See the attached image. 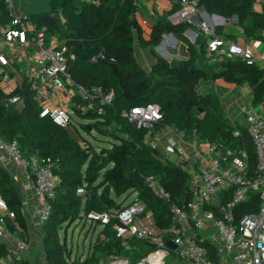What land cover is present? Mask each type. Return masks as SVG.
Returning a JSON list of instances; mask_svg holds the SVG:
<instances>
[{"label": "trees", "instance_id": "1", "mask_svg": "<svg viewBox=\"0 0 264 264\" xmlns=\"http://www.w3.org/2000/svg\"><path fill=\"white\" fill-rule=\"evenodd\" d=\"M169 1L170 10L161 14L147 31L134 18L137 0H51L49 14L28 17L37 27L46 26L47 38L55 36L65 41L68 74L75 83L86 90L99 88L105 94H113L109 105L100 106V115L95 104H89L83 114L80 107L86 103L78 96L72 99L75 103L72 113L91 122L81 124V128L95 130L111 140L110 148L96 152L79 136L73 122L70 128H61L49 118L39 117L41 105L25 79L11 91L5 90L0 80V139L15 142L25 158L37 156L54 162L55 196L49 201L51 210L41 230L42 249L48 264H100L109 256L127 253L114 230L118 225L114 216L117 202L112 194L120 198L128 192L135 193L151 213L152 225L159 231L171 226V206L190 200L188 174L172 162L163 161L158 150L145 142L146 130L137 128L125 117L133 107L148 104L159 107L161 120L156 124V131L172 126L186 139L195 132L208 142L245 149L248 172L254 173L256 160L247 131L227 117L218 94H199L196 88L200 81H222L231 86L246 84L256 106L264 103V68L239 57L209 56L207 36L198 30L195 43H191L184 32L192 23L168 20L169 15L181 9L180 0ZM256 1L195 0V3L209 15L225 19L235 15L234 24L245 37L264 43V0L260 12L254 9ZM10 21L6 4L0 0V25L7 26ZM214 30L219 36H232L224 34L220 25ZM167 34L186 45V59L168 61L155 53L154 47ZM135 38L141 48L150 49L155 59L148 74L134 58ZM75 40L84 53L94 47L102 51L104 59L91 62L78 58L72 49ZM13 96H18L20 102L5 107L4 101ZM235 130L239 131V137L233 136ZM148 177L159 181L169 194L168 202L154 194L145 182ZM78 188L85 191L84 197L77 195ZM0 200L7 210L6 229L17 239L27 241L28 229L18 187L1 166ZM257 204L258 195L250 194L236 208V216L255 212ZM80 220H88L94 230L102 229L86 256L73 260L67 248L66 232ZM131 245L135 249L148 244L133 240ZM9 254V246L0 242V256Z\"/></svg>", "mask_w": 264, "mask_h": 264}, {"label": "built area", "instance_id": "2", "mask_svg": "<svg viewBox=\"0 0 264 264\" xmlns=\"http://www.w3.org/2000/svg\"><path fill=\"white\" fill-rule=\"evenodd\" d=\"M4 2L11 21L7 26L0 25V40L17 41L21 45L31 43L34 49V69L26 78L41 105L39 117L49 118L55 126L70 128L72 119L69 111L47 103L55 92L81 98L86 103V106L80 107L83 114L89 109V104H95L96 113L100 115V106L109 105L113 94H105L99 88L86 90L75 83L68 74L65 41L47 40L46 26L37 27L27 16L15 13L12 0ZM180 2L181 9L169 15L168 20L172 23H191V18L195 17L198 30L207 36L209 56L239 57L264 68L263 42L248 40L244 34L240 43L219 36L215 33V25L205 21V12L198 11L195 0ZM224 19H221L223 23L232 20ZM197 34L198 31L191 29L184 32L191 43H195ZM97 59H104L101 50L89 61L95 62ZM9 65L8 56L0 53L2 84L8 82L9 74L1 69L9 68ZM242 86L247 93L250 92L246 84ZM248 97L249 103L241 109L243 118L237 122L229 119L247 131L256 160L253 175L248 172L245 149H232L219 142H208L195 132L186 139L172 126L156 131V124L161 120L156 104L136 106L125 114L129 122L146 130L145 142L158 150L163 161L172 162L188 174L190 200L180 206L172 205L171 226L159 231L152 225L151 213L146 211L144 203L135 195L130 203L114 211L118 221L116 233L130 242H145L152 250L135 263H131L128 257L112 256L100 264H165V258L171 255L174 261L179 260L178 264H264V103L254 106L251 92L248 96L244 95V98ZM19 102V97L13 96L5 100L4 105L8 107ZM233 136L239 137V131L235 130ZM53 165L54 162L49 159L37 156L25 158L15 142L7 143L0 139V166L6 171L10 168L22 169L24 189L31 191L39 200L31 214L26 212V200H21V207L27 219V228L40 241L43 238L42 227L51 210L49 201L55 196L57 180L52 172ZM145 182L161 200L169 201V194L157 179L148 177ZM250 194L258 195L255 212L236 216V208ZM77 195L84 197L85 191L78 188ZM6 212L0 200V242L10 248L9 255L0 256V264H48L42 250L33 255L30 242L19 240L8 232L4 221ZM8 214L13 218V214ZM99 239L100 242L104 240L102 235ZM122 246L131 253L127 244ZM135 252L139 254L140 249L135 248Z\"/></svg>", "mask_w": 264, "mask_h": 264}, {"label": "crops", "instance_id": "3", "mask_svg": "<svg viewBox=\"0 0 264 264\" xmlns=\"http://www.w3.org/2000/svg\"><path fill=\"white\" fill-rule=\"evenodd\" d=\"M12 1H13L15 13L22 14L23 8L27 4L26 0H12ZM261 2L262 0H257L256 3L254 4V9L258 12L261 11ZM137 4H138L137 10L134 14V18H136L137 22L140 24L143 31H147L149 27L155 23L157 18L164 12L170 10L172 6L169 0H139ZM197 9L200 12L203 13L205 12L203 7L202 8L197 7ZM196 16L198 17V14H196ZM212 18L213 19L211 21H207V19H205V21L215 26L218 25L222 26L223 27L222 32L224 34L232 35V36H227L226 37L227 39H230L236 43L242 42V38H243L242 30L234 24L235 22L230 20L231 22L230 25H226L218 17H212ZM191 23L194 24L196 23L195 17L191 18ZM143 34L145 35V32ZM52 39H55L58 42L64 41L62 39L56 38L55 36H51L47 38V40H52ZM246 39L249 40V38L247 37ZM177 41L178 40H176V38L172 34L163 35L160 43L158 44V46L154 47V50H156V48H159V46L164 43L165 48L167 47L166 48L167 51H165L164 54L165 56H163V59L171 61L174 58H176V60L178 59L177 56H174V49H177L178 46V50L180 51V58L181 60L182 59L184 60L187 58L186 45L180 41H179L180 43H177ZM262 49L264 50V45ZM0 53L6 54L9 58V62H10L9 68H2L1 70L9 74L8 82L2 84V86L5 88V90L11 91L16 89L18 86H20L23 83L24 79L27 81L26 78L27 75L29 74V72H31L34 69V60H33L34 49L31 43H25L21 45L17 41L8 42V41L0 40ZM133 55L137 63L143 69V71L146 74H148L155 63V59L153 58L149 48L147 47L141 48L139 46L137 38H135L134 40ZM196 90L199 94H205V93L218 94V96L220 97L221 104L225 110V113L226 115L229 116L227 117L233 119V121L236 122L240 121L243 118L241 114V109L250 101V97H248V99L244 98V95L247 94L248 96L250 95V92L247 93L246 89H244L243 86H231L225 84L222 81H200ZM75 96L76 95L71 97L69 94L65 95L55 92L49 98L47 103L54 106L63 107L68 111L69 110L71 111L72 107L75 104L72 101V99ZM109 142H111V140L107 142L110 146ZM8 173L10 174L14 183L18 187L21 200H26L28 202L26 208L27 214H31L35 209L36 205L39 203V200L34 196V194L31 191L29 190L27 191L26 189H24L25 186V182L23 179L24 171L19 168H10L8 170ZM113 196L114 195L112 194V197ZM126 200H128V197L126 198ZM125 202L126 201L124 200V203L122 205L128 204ZM26 224H27V219H26ZM116 227L117 226L114 227L115 231H116ZM98 228L99 230H97V234L102 229V227H98ZM119 232L123 233L121 231ZM123 236H126V234ZM121 239H122L121 246L122 244H127V246L132 248L131 245L132 241L130 242L128 239L122 236ZM27 241L30 242L31 244V250L33 252V255H36L41 250L43 251V249L41 248L42 241H40L39 238L34 233L29 231V229L27 232ZM125 251L127 252V254L128 253L131 254L129 250H125ZM112 256H122V255H112ZM102 261L104 260H101V262Z\"/></svg>", "mask_w": 264, "mask_h": 264}, {"label": "rangeland", "instance_id": "4", "mask_svg": "<svg viewBox=\"0 0 264 264\" xmlns=\"http://www.w3.org/2000/svg\"><path fill=\"white\" fill-rule=\"evenodd\" d=\"M205 19H207V21H211L213 18H212V15L208 14L207 17H205ZM230 23H231L230 20H225L224 22V24L226 25H230ZM188 29L198 31L196 23L195 24L192 23V25ZM177 43H180V42L177 41ZM166 48H165V44L163 43L159 46V48H156L157 51L156 50L154 51L159 57L163 58V56H165L164 55L165 51H167ZM174 56H177L178 58L177 60H181L180 51L178 50V46H177V49H174ZM172 60H176V58ZM69 113L72 117L73 125L76 128L79 136L83 138L84 140H86L91 146H93L96 152H100L102 151V149H108L110 147L109 144L107 143L108 141H110L109 138L101 136L95 130H91V129L83 130V128H81V124L87 125V124H90L91 122L78 118L70 110H69ZM134 195L135 193L128 192L127 194H125L124 196H121L120 198H116L115 196L113 197L116 199L118 204H120L127 197H128V200H126L125 203H129L130 200L134 198ZM97 230H99V228L97 227L94 230L92 224L88 220H80L76 225L69 226L66 232V236H67L66 241H67V248L70 250L71 259L73 260L80 259V258L82 259L86 256V254L89 251V247L94 243V240L97 236ZM60 235H61V238L64 236V229L61 230ZM137 249H140V252H138L139 253L138 255L136 254L135 249L132 247L131 253L133 254L126 253L122 255V257H128L131 260V263H135L140 259L138 258L139 256L140 257L142 256L141 258L145 257L146 254L152 250V247L149 245H144L141 248L137 247ZM178 263H179V260L177 259V261H174L172 259V255L165 258V264H178Z\"/></svg>", "mask_w": 264, "mask_h": 264}, {"label": "water", "instance_id": "5", "mask_svg": "<svg viewBox=\"0 0 264 264\" xmlns=\"http://www.w3.org/2000/svg\"><path fill=\"white\" fill-rule=\"evenodd\" d=\"M27 4L23 8L22 14L27 16V17H32V16H38L41 14H49L52 11V5H51V0H26ZM202 8V7H201ZM205 17H207L208 13L205 11ZM213 16H217L220 19H223V17L212 14ZM233 22H236V16L234 15L232 18ZM73 51L75 55L78 58H82L85 60H89L92 57H95L99 54V49L91 47L87 51H82L79 47L78 41L75 40L73 44ZM192 71L190 72V75L192 74ZM126 201V199H125ZM124 201L120 204H118L115 208V210H119L122 206ZM264 228V227H263ZM174 248V246H171Z\"/></svg>", "mask_w": 264, "mask_h": 264}]
</instances>
